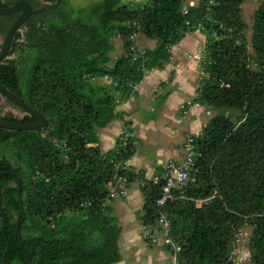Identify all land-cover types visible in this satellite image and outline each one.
<instances>
[{
	"label": "trees",
	"instance_id": "obj_1",
	"mask_svg": "<svg viewBox=\"0 0 264 264\" xmlns=\"http://www.w3.org/2000/svg\"><path fill=\"white\" fill-rule=\"evenodd\" d=\"M17 1L0 0V7ZM25 1L34 13L0 60V84L41 112L48 126H0V264L122 260V225L110 185L120 176L130 183L138 173L126 167L136 146L131 129L124 143L130 122L117 106L134 95L146 71L164 67L171 48L197 30L206 40L194 100L219 113L193 135L197 158L188 185L176 187L163 205L164 177L141 186V222L156 234L165 216L169 236L181 248L178 264H234L236 236L250 224L248 260L264 264V0L254 12L250 40L246 0ZM20 14L0 15L4 37ZM139 33L156 39V46L140 49ZM0 96L24 112L20 117L0 106V120L37 122ZM116 119L124 121L122 138L104 153L98 131Z\"/></svg>",
	"mask_w": 264,
	"mask_h": 264
},
{
	"label": "crops",
	"instance_id": "obj_2",
	"mask_svg": "<svg viewBox=\"0 0 264 264\" xmlns=\"http://www.w3.org/2000/svg\"><path fill=\"white\" fill-rule=\"evenodd\" d=\"M205 40L199 30L187 33L171 48L170 62L162 68L146 71L143 80L136 84L134 95L117 106L130 122L127 130H133L136 146L126 167L138 173L134 181L125 184L124 195L110 198L122 225L119 240L122 260L117 264H171L170 252L164 245L149 244L152 248L144 245L148 241L140 218L144 204L140 181L164 177L170 161H183L187 137L199 135L209 122L204 114L211 111L194 100L204 73L196 55L202 54ZM136 43L140 49H152L157 44L146 36L137 37ZM121 52V48L116 51ZM124 128V121L116 119L99 129L100 147L104 153L117 149ZM145 149L154 151L153 157H149ZM156 236L161 241V232Z\"/></svg>",
	"mask_w": 264,
	"mask_h": 264
},
{
	"label": "built area",
	"instance_id": "obj_3",
	"mask_svg": "<svg viewBox=\"0 0 264 264\" xmlns=\"http://www.w3.org/2000/svg\"><path fill=\"white\" fill-rule=\"evenodd\" d=\"M202 54L196 55L198 60L202 59ZM191 102H189L190 104ZM130 136V132L127 131L124 133V143L127 142ZM193 135L188 136L185 142V157L183 161H170L166 167V174L164 176L165 182L163 185L162 196L158 199V203L163 205L166 203L167 200L173 198V192L176 187H184L188 185L190 180L192 179L190 176L191 170L194 168L195 161L197 158L196 146L194 142ZM161 177L155 176L150 180H143L140 181V185L143 187L144 185L148 184L150 181L157 182L160 180ZM125 182L126 179L124 177H118L115 180V184H111L110 186V195L109 198H113L116 195H124L125 194ZM210 198L206 199H197L196 206L200 207L205 203H208ZM160 223L163 224V231H161L162 239L161 241L158 239L156 234L148 232L146 230V235L149 237L152 243H161L164 245L170 252V260L171 264H178V252L181 250L180 246L176 244L171 237L169 236V229H168V221L166 220L165 216L160 218Z\"/></svg>",
	"mask_w": 264,
	"mask_h": 264
},
{
	"label": "rangeland",
	"instance_id": "obj_4",
	"mask_svg": "<svg viewBox=\"0 0 264 264\" xmlns=\"http://www.w3.org/2000/svg\"><path fill=\"white\" fill-rule=\"evenodd\" d=\"M95 0H70L71 3H73L75 6H81L83 4H89L91 2H94ZM198 0H185L186 3H195ZM263 0H246L243 4H242V10H243V18L244 20L247 22L248 24V29L246 31V35L248 40L251 39V35H252V26H253V16H254V12L257 9V7L261 4ZM69 2V3H70ZM48 4V2H46L45 0H42V4ZM25 28H22V32H24ZM137 37L140 38H145V36L141 33H139L136 36V40ZM4 35L2 33H0V46L1 44H3L4 42ZM147 38V37H146ZM154 42H156V39H151ZM112 41L114 42L115 45H117L120 42L119 38H113ZM117 49H120L119 47ZM251 50V49H250ZM122 51V50H121ZM10 58L13 57V55L9 56ZM197 60V59H195ZM201 61V60H200ZM96 81V80H95ZM105 82L109 83V79L105 78L104 79ZM0 106L3 108L2 110L4 112H11L16 116H23L24 112L16 107H14L13 105H11L10 103H8L6 101V99L2 96H0ZM205 108L209 111H211L210 114H208L207 112L204 114V117L212 118L213 115L219 113L218 111H214L212 109H209L208 107L205 106ZM150 114V112H148ZM230 114H232V116L235 118V116L237 115V112L235 111H231L228 112ZM136 141V140H135ZM119 145V144H118ZM147 155L149 157H153V152L151 150H147L145 149ZM251 230H252V226L250 224H244L241 229L239 230L238 234H237V238L235 240V244H234V249L232 251V257H233V262L234 264H250L249 259V239H250V235H251ZM158 234V233H157ZM147 237V236H146ZM147 241V239H146ZM145 247L148 246V248H152L149 243H144ZM125 250V248H124Z\"/></svg>",
	"mask_w": 264,
	"mask_h": 264
},
{
	"label": "water",
	"instance_id": "obj_5",
	"mask_svg": "<svg viewBox=\"0 0 264 264\" xmlns=\"http://www.w3.org/2000/svg\"><path fill=\"white\" fill-rule=\"evenodd\" d=\"M17 11H21V14L14 21V23L12 24V26L10 27V29L6 34L4 42L0 49V60H2V58L7 55L17 28H19L21 24L34 13V10L32 9L31 5L25 0H19L12 6L0 7V15H9ZM0 94L10 98L13 102L19 105L26 112L30 114H34L37 117V122L32 124H17V123L0 120V126L10 129H19V130H42L48 126V120L41 112L28 106L26 103H24L19 98L14 96L6 88H4L1 84H0ZM1 203H2V194L0 195V206Z\"/></svg>",
	"mask_w": 264,
	"mask_h": 264
}]
</instances>
